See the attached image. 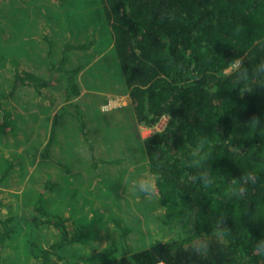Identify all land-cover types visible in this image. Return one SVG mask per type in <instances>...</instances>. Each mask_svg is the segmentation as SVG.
Here are the masks:
<instances>
[{"label":"trees","instance_id":"1","mask_svg":"<svg viewBox=\"0 0 264 264\" xmlns=\"http://www.w3.org/2000/svg\"><path fill=\"white\" fill-rule=\"evenodd\" d=\"M98 1L102 20L110 25L113 44L109 52H114L117 62L114 77L118 83L123 82L132 120L146 129H153L163 117L167 124L162 131L145 138L137 149L130 146L128 154L122 151L114 159L95 155L86 137L83 108L75 103L81 96L77 76L91 59L88 56L79 60L84 63L70 66L71 53L85 54L94 47L97 50L93 39L79 45L66 43L58 60L49 59L48 71L66 80L64 103L58 114L67 113L78 123L92 170L132 167L126 177L104 174L100 179L102 192L118 191L117 195L134 181L136 174L146 172L154 182V190L141 191V197H156L163 208L164 225L188 227L190 232L185 238L151 240L144 249L130 252L125 244L131 229L111 219L121 231L119 244L89 258L82 257L81 262L264 264V73L256 71L264 61V0ZM21 3L30 2L10 0L7 13L0 6V67L37 47L32 45L31 17L17 6ZM236 63L238 68L225 74ZM13 77L12 89L7 94L1 92L0 101L13 96L16 88L31 86L40 92L50 86L49 80L31 73L14 71ZM87 81L99 88L90 83L92 80ZM121 86L100 89L116 95L122 93ZM0 112V133L14 131L10 112L1 106ZM58 114L53 117L40 160H51L53 141L73 131ZM204 138L210 143L201 146ZM139 151L144 154L143 160L137 155ZM13 161V157L0 154V183L12 170ZM76 192L67 190L63 201H50L43 197L44 192L33 197L34 213L25 219L27 228L45 224L60 235L47 249L32 241L31 235L24 236V244L33 248L34 257L40 259L38 264H50L52 256L63 260L59 254L64 247L87 239L88 228L83 225L86 219L78 216L82 209L76 207ZM115 197H111L114 205ZM61 210L68 214L67 219ZM98 215L99 212L92 213L89 226L99 221ZM65 219L74 225L70 235ZM218 225L226 231L224 241L217 242L213 237L206 253L195 252L193 237L211 236ZM20 232L18 226L4 224L0 236Z\"/></svg>","mask_w":264,"mask_h":264},{"label":"rangeland","instance_id":"2","mask_svg":"<svg viewBox=\"0 0 264 264\" xmlns=\"http://www.w3.org/2000/svg\"><path fill=\"white\" fill-rule=\"evenodd\" d=\"M16 1L20 3L25 0ZM27 1L30 3L17 6L24 8L31 17L34 32L32 45L37 44V47L30 48L31 51L26 56L17 57L18 62H3V67H0V93L7 94L12 89L14 71L31 73L35 77L49 80L50 86L42 88L40 92H36L31 86L16 88L13 96L0 101L1 108L10 112V119L14 123V131L0 133V154L5 158H14L12 170L0 183V234L4 233V224L10 228H21L19 235L10 233L4 238L0 236V264L40 263V259L34 257L35 250L24 244L26 235H31L32 241L44 249L60 239L52 226L42 224L40 227L27 228L25 219L34 213L33 197L41 192L50 201H63L67 199V190L75 189L76 207L82 209L78 216L86 219L83 225L88 228L87 239L64 247L59 254L63 260L52 256L50 264H66L65 260L84 264L81 262L82 257L89 258L110 245L119 244L121 231L115 228L111 219H118L123 226L131 229L125 244L126 250L130 252L144 249L151 240L185 238L190 232L188 227L176 225L170 228L163 224V208L154 195L141 197V184L150 185V192L154 190V182L148 173L136 174L134 181L123 186L117 195L118 191L114 194L102 192L100 179L104 174L114 177L115 173H120L126 177L132 167L120 165L92 170L78 123L67 113L58 114L64 103L66 80L53 71H48L51 65L49 59L58 60L66 43L79 45L93 39L97 50L94 47V50H88L85 54L71 53L70 66L76 67L77 64L84 63L79 60L84 61L88 56L91 59L86 70L77 76L83 95L75 103L83 108L86 137L92 144L95 155L114 159L122 151L128 154L130 146L137 149L144 138L162 131L167 124V118L163 117L153 129H146L132 120L134 118L130 115L128 94L122 91L123 82L118 83L114 77L117 69L116 56L113 51L109 52L113 40L109 36L110 25L102 20L99 1ZM9 3L10 0L3 3L4 13L8 12ZM2 21L1 19L0 22ZM75 34L77 40L74 41ZM237 68L238 63L231 66L225 74ZM88 79L99 88L90 86ZM108 85L112 88L115 85L121 86L122 93L114 95L101 91V87ZM113 96H116L115 99ZM56 114L73 131L69 136L59 135L50 148L51 160L43 161L39 156L47 143ZM137 155L143 160L142 151ZM61 167L67 169L68 173ZM111 197L116 198V205L112 203ZM93 212H99V221L89 226ZM60 214L67 219L68 214L62 210ZM66 219L64 225L70 235L74 231V225Z\"/></svg>","mask_w":264,"mask_h":264},{"label":"clouds","instance_id":"3","mask_svg":"<svg viewBox=\"0 0 264 264\" xmlns=\"http://www.w3.org/2000/svg\"><path fill=\"white\" fill-rule=\"evenodd\" d=\"M246 73V69L244 70ZM256 71L259 73H264V61H262L256 68ZM150 137V136H149ZM148 138V137H147ZM205 143H210L206 138L201 140V146H203ZM140 190L144 192L150 191V185L148 184H141ZM215 238L217 242H223L226 237V231L222 225H218L214 232L210 235L204 234L201 236H194L191 240L192 248L195 252L204 254L208 250L209 242L212 238Z\"/></svg>","mask_w":264,"mask_h":264},{"label":"crops","instance_id":"4","mask_svg":"<svg viewBox=\"0 0 264 264\" xmlns=\"http://www.w3.org/2000/svg\"><path fill=\"white\" fill-rule=\"evenodd\" d=\"M1 5H3L2 2H0V6H1ZM73 40H74V41L77 40V36H76V34H75ZM77 79H78V77H77ZM78 82H79V81H78ZM107 93H110V92H107ZM82 95H83V93H82V90H81V96H82ZM81 96H80V97H81ZM115 97H116V96H113L112 98L115 99ZM109 100H111V99H109ZM144 139H145V138H144Z\"/></svg>","mask_w":264,"mask_h":264}]
</instances>
